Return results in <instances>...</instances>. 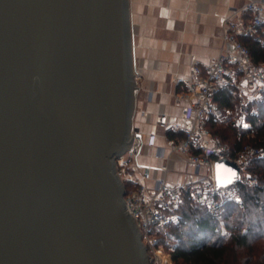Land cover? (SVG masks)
<instances>
[{"label":"water","instance_id":"obj_1","mask_svg":"<svg viewBox=\"0 0 264 264\" xmlns=\"http://www.w3.org/2000/svg\"><path fill=\"white\" fill-rule=\"evenodd\" d=\"M135 76L129 0H0V264H148L116 173Z\"/></svg>","mask_w":264,"mask_h":264},{"label":"built area","instance_id":"obj_2","mask_svg":"<svg viewBox=\"0 0 264 264\" xmlns=\"http://www.w3.org/2000/svg\"><path fill=\"white\" fill-rule=\"evenodd\" d=\"M245 36L264 42V0H248L242 8L230 10L224 20L223 41L234 50L223 49L210 63H196L183 80V88L176 95L188 100L181 116L192 123L186 126L161 113L157 125L164 129L165 145H158L156 132L144 135L133 128L129 147L116 157V173L125 190V208L140 231L148 264H173L172 254L159 241L158 234L177 220L174 211L186 196L219 217L228 199L242 203V184H257L248 165L253 159L264 157V148L247 143L233 152L231 145L211 128V122H232L239 128V135L250 129L251 116L258 112L256 103L264 96V60L253 57L241 39ZM225 95L235 102L222 104ZM146 147L153 149L147 153L151 158L162 160L159 166L141 163ZM175 156L194 166L189 180L169 179ZM222 158L240 167V179L228 187L216 184L215 162Z\"/></svg>","mask_w":264,"mask_h":264},{"label":"crops","instance_id":"obj_3","mask_svg":"<svg viewBox=\"0 0 264 264\" xmlns=\"http://www.w3.org/2000/svg\"><path fill=\"white\" fill-rule=\"evenodd\" d=\"M247 1L129 0L138 86L133 122L137 131L144 135L156 132L158 145H165L164 129L157 125L159 114H168L186 126L192 123L181 116L188 100L176 94L196 63H210L223 49L234 50L223 41L225 16ZM152 150L146 147L140 161L159 166L162 160L147 154ZM171 168V180L193 177L194 166L179 156L171 161Z\"/></svg>","mask_w":264,"mask_h":264},{"label":"trees","instance_id":"obj_4","mask_svg":"<svg viewBox=\"0 0 264 264\" xmlns=\"http://www.w3.org/2000/svg\"><path fill=\"white\" fill-rule=\"evenodd\" d=\"M241 39L256 60H264V42L251 36ZM233 102L235 99L230 101L228 95L221 100L222 104ZM256 107L257 114L251 116L252 127L240 135L232 122H211L213 132L228 142L233 152L247 143L264 148V96ZM248 171L256 174L259 182L242 184V203L228 199L221 216L212 215L189 196L175 209L177 220L158 235L176 264H264V157L253 159ZM169 239L175 242L170 243Z\"/></svg>","mask_w":264,"mask_h":264},{"label":"snow or ice","instance_id":"obj_5","mask_svg":"<svg viewBox=\"0 0 264 264\" xmlns=\"http://www.w3.org/2000/svg\"><path fill=\"white\" fill-rule=\"evenodd\" d=\"M245 128H247L248 127V125H243ZM225 171V172H227L229 175H228V178L229 179H231V178H235V173L232 171V170H230V169H227L226 167H224V166H222V165H217V180H218V182H221V183H223L224 181L222 180V178H221V171Z\"/></svg>","mask_w":264,"mask_h":264},{"label":"rangeland","instance_id":"obj_6","mask_svg":"<svg viewBox=\"0 0 264 264\" xmlns=\"http://www.w3.org/2000/svg\"><path fill=\"white\" fill-rule=\"evenodd\" d=\"M255 177H256V179H257V183L259 182V180H258V176L256 175V174H253ZM168 239V238H167ZM170 241V243H174L175 241L174 240H171V239H169ZM164 244V243H163ZM164 246H165V244H164ZM165 249L167 250V251H169L170 252V250L165 246ZM173 264H176L174 261H173Z\"/></svg>","mask_w":264,"mask_h":264}]
</instances>
